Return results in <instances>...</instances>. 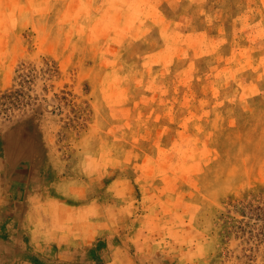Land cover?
Instances as JSON below:
<instances>
[{"label":"rangeland","instance_id":"obj_1","mask_svg":"<svg viewBox=\"0 0 264 264\" xmlns=\"http://www.w3.org/2000/svg\"><path fill=\"white\" fill-rule=\"evenodd\" d=\"M9 193L51 264H264V0H0Z\"/></svg>","mask_w":264,"mask_h":264},{"label":"crops","instance_id":"obj_2","mask_svg":"<svg viewBox=\"0 0 264 264\" xmlns=\"http://www.w3.org/2000/svg\"><path fill=\"white\" fill-rule=\"evenodd\" d=\"M31 216L32 209L30 206H26L25 204L16 205L15 196H11L9 193L7 205L0 206V264H51L48 263V260H43L39 256L33 255L30 247L33 245L48 246L52 244L63 246L66 242L74 241V239L65 241V238H60L56 235L48 238H40L36 241V239L31 237ZM94 236L93 239L95 238ZM78 241L76 246H87L90 243L88 242L89 240L87 241L85 239H79ZM21 246L24 248L23 255L17 253L19 251L17 247ZM69 251L75 252L71 256L69 255V258L73 257V262L80 260V251L78 249L72 250L71 248ZM90 254L86 251L82 252V261L83 259H87L86 262L90 261ZM91 260H94L93 257H91Z\"/></svg>","mask_w":264,"mask_h":264}]
</instances>
